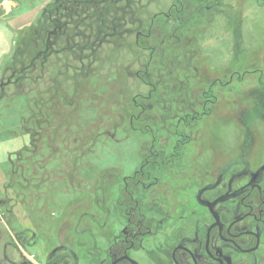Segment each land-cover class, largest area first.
<instances>
[{"label": "flooded vegetation", "instance_id": "obj_1", "mask_svg": "<svg viewBox=\"0 0 264 264\" xmlns=\"http://www.w3.org/2000/svg\"><path fill=\"white\" fill-rule=\"evenodd\" d=\"M154 2L49 0L32 36L16 48L1 75L0 95L9 85L25 92L27 82L35 102L33 116L40 114L49 127L46 115H55L56 126L62 127L67 111L79 112L85 96L111 106L124 85L145 86L131 97L129 107L139 113L128 121L143 140L139 162L120 180V173L129 169H101L96 179H104L100 190L113 185L115 192L94 200V213L47 211L32 227L51 232L52 239L33 234L37 242L28 248L16 233L15 249L1 246L0 264H264V150L252 152L256 138L250 130L264 118V95L249 91L253 107L238 116L243 131L229 133L234 140L223 139L228 132H222L216 147L217 138L210 134L215 141L212 145L213 137L207 138L206 148L214 146L215 154L190 148L198 135L206 134L199 125L209 123L215 92L230 94L224 90L234 81L240 86L250 71L238 55L243 49L239 3L172 0L150 11ZM219 18L231 30L232 55L228 64L211 66L202 42ZM257 64L252 63V72L261 75ZM41 84H46L43 91ZM260 87L255 90L264 92ZM34 130L36 137L40 130ZM81 130L80 147L88 134H95ZM117 134L110 131L109 140ZM80 147L64 144L62 151L74 156ZM214 157L216 164L211 163ZM24 249H34L31 257L19 253Z\"/></svg>", "mask_w": 264, "mask_h": 264}, {"label": "rangeland", "instance_id": "obj_2", "mask_svg": "<svg viewBox=\"0 0 264 264\" xmlns=\"http://www.w3.org/2000/svg\"><path fill=\"white\" fill-rule=\"evenodd\" d=\"M7 1L9 0L2 4V16H0V79L8 70L7 67L11 64L13 56L17 55L16 48L23 39L32 36L33 28L40 22L44 7L49 0ZM154 1L150 5V11L169 6L172 0ZM236 1L239 3L238 6L236 5L237 9L242 14L241 36L244 49V52L242 49L238 55L243 58L244 67L250 71L245 74L240 86L234 81L233 86L224 90L230 94L215 92L217 103L212 107V114L207 117L209 123L205 126L202 123L199 125L200 132L206 134L198 135L190 145V148L199 150V153L214 152L215 154L213 147H219L221 142L219 137H222V132H228L223 139H232L233 135L229 133L243 131L238 116L242 112L245 114L250 112L253 107V93L264 95V92L259 93L255 90L260 86L262 87L258 90H264V0ZM229 32L223 25V19L219 18L206 33L202 42V53L209 56L208 65L215 66L219 62L229 63L228 58H231L233 48L232 36ZM212 53H215L214 57H210ZM28 54L27 52V56ZM18 56L20 59L25 58L23 55ZM200 62L199 56L198 64ZM253 62L258 63V68L262 71L261 75L252 72ZM7 77L8 73L3 80L6 81ZM124 79L125 76L122 77L121 85L125 83ZM45 85L39 86L41 91ZM22 86L25 92L20 89L22 87L9 85L4 87L5 90L0 95V199L3 200L0 204V229H5L4 233L0 231V248L4 244L9 246L8 250L16 248V233H19L23 240L22 244L28 245V248L37 242L33 241L36 239L33 234L41 236L43 240L44 236L52 239L51 232L35 230L32 227L34 221L37 220L38 223L39 218H43L45 216L43 214L47 211L68 214L67 216L80 213L83 209L94 213V200L104 195V192L107 197L115 192L113 185L106 190L103 188L102 191L100 190L99 186H102L104 179L99 178L97 181L96 179L101 169L118 167L122 170H130L139 162L143 140L140 135L133 134L128 121L130 115L135 116L139 113L135 108L131 110L129 107L131 97L138 90L146 89L145 86L139 85L137 89L132 83L130 86H122L116 103L111 106L106 105L105 101L101 103V99H95L92 94L90 100L85 96L82 104L79 105V112L67 111L68 122L62 127L56 126L55 115H46L51 121L49 127L45 126L40 114H37V117L33 116L35 102L33 98L31 99L33 96L30 94L31 88L27 86V82ZM112 108H115V111ZM108 109L111 115H107ZM45 113L44 108L41 115ZM224 115H229L231 121L225 117L222 119ZM255 122L250 128L256 138L252 152L258 155L264 150V123H262L264 118ZM34 129L40 130L36 137L32 134ZM81 129H84L85 134L93 131L95 134L94 137L88 134L84 138L85 144L80 147L82 143L78 137L81 136ZM102 131L109 133L114 131L118 134L115 140H109V133L97 137L96 134ZM212 133L217 138L212 147L213 151L212 148H206V143L209 142H205L207 138L213 137L210 136ZM73 136L76 138L75 141L72 140ZM214 141L213 137L212 145ZM64 144L70 149L80 147L81 151L76 150L78 155L73 151L75 155L70 156L72 151H62ZM236 148H238L237 143ZM234 154H228V159L233 158ZM217 162L219 161L214 157V162L211 163ZM129 170L121 172L119 180L123 175L131 172ZM96 187H99L97 192ZM36 212L42 215L35 218ZM40 221L45 227L44 220ZM17 245L20 246L19 243ZM30 250L31 252H28L24 249L19 253L31 257L34 249Z\"/></svg>", "mask_w": 264, "mask_h": 264}, {"label": "crops", "instance_id": "obj_3", "mask_svg": "<svg viewBox=\"0 0 264 264\" xmlns=\"http://www.w3.org/2000/svg\"><path fill=\"white\" fill-rule=\"evenodd\" d=\"M9 1H7V2H9ZM5 2H6V0H0V16H2V4Z\"/></svg>", "mask_w": 264, "mask_h": 264}]
</instances>
